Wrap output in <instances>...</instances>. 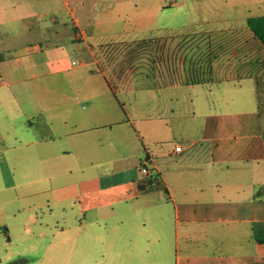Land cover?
I'll return each mask as SVG.
<instances>
[{
	"label": "crops",
	"instance_id": "crops-1",
	"mask_svg": "<svg viewBox=\"0 0 264 264\" xmlns=\"http://www.w3.org/2000/svg\"><path fill=\"white\" fill-rule=\"evenodd\" d=\"M259 15L264 0H0L6 202L72 218L73 261L264 264Z\"/></svg>",
	"mask_w": 264,
	"mask_h": 264
},
{
	"label": "rangeland",
	"instance_id": "rangeland-1",
	"mask_svg": "<svg viewBox=\"0 0 264 264\" xmlns=\"http://www.w3.org/2000/svg\"><path fill=\"white\" fill-rule=\"evenodd\" d=\"M69 25L72 26L71 21ZM72 59H76L74 53L70 54L68 62H71ZM261 109L264 121V100H262ZM174 137L178 139V134H175ZM100 170H108V168L100 167ZM29 175V179L33 178L32 172ZM4 188L5 184L0 178V264H102V257L97 255L91 258L92 261L89 262L86 261L84 255L80 258L81 260L73 261L71 259L70 243L78 232V227L71 225L73 223L72 218L64 224L39 225L34 224V222L29 223L28 220L24 219L28 215L22 212L24 210L22 206L36 205L44 202L45 199L39 194H33L28 197L29 202L23 203V201L16 200L10 204L6 202L5 195L7 194V198L10 197L9 194L16 197V187L7 190ZM18 209L19 211H17ZM23 215L24 218L22 219ZM46 216H44L45 220L47 219ZM147 232L150 233V230ZM100 237V231L85 232L84 234L79 232V242H82V245H78V250L84 251L83 244L87 243V239L93 238L95 241ZM154 246V242L149 243L150 250ZM148 255L151 256L152 252L145 253V257Z\"/></svg>",
	"mask_w": 264,
	"mask_h": 264
},
{
	"label": "trees",
	"instance_id": "trees-1",
	"mask_svg": "<svg viewBox=\"0 0 264 264\" xmlns=\"http://www.w3.org/2000/svg\"><path fill=\"white\" fill-rule=\"evenodd\" d=\"M247 23L253 30L255 35L258 37V39H260L261 42L264 44V15L250 16L247 18ZM262 100H264V87L257 90L256 95V102L259 113H261L262 111Z\"/></svg>",
	"mask_w": 264,
	"mask_h": 264
},
{
	"label": "built area",
	"instance_id": "built-area-1",
	"mask_svg": "<svg viewBox=\"0 0 264 264\" xmlns=\"http://www.w3.org/2000/svg\"><path fill=\"white\" fill-rule=\"evenodd\" d=\"M0 78H1V76H0ZM174 150H175V151H180V150H181V144H180V143H177V144L174 146ZM142 170H143V171H147V169H146L145 166H143Z\"/></svg>",
	"mask_w": 264,
	"mask_h": 264
},
{
	"label": "bare ground",
	"instance_id": "bare-ground-1",
	"mask_svg": "<svg viewBox=\"0 0 264 264\" xmlns=\"http://www.w3.org/2000/svg\"><path fill=\"white\" fill-rule=\"evenodd\" d=\"M180 152H181V150H180ZM145 157H146V156H145ZM148 157H149V156H148ZM148 157H146V158H148ZM151 158H152V157H151ZM150 160H152V159H150ZM142 161H143V160H142ZM144 161H145V159H144ZM150 162H151V161H150ZM141 163H142V162H141ZM143 163H144V162H143ZM143 163H142V164H143ZM153 167H154V166H153ZM156 170H157V169H156ZM151 171H152V170H151ZM152 172H153V171H152ZM151 174H152V173H151ZM151 174H150V177H151ZM153 176H154V175H153ZM154 177H155V176H154ZM154 177H153V178H154ZM160 177H161V176H160ZM151 179H152V178H151ZM160 179H161V178H160ZM148 182H149V181H148ZM158 182H160V181H158ZM162 182H163V181H162ZM144 183H146V182H143V185H142V186H144ZM149 183H151V182H149ZM149 183H148V184H149ZM154 183H155V180H154ZM139 184H140V183H139ZM139 184H137V185L139 186ZM151 185H152V184H151ZM166 185H167V184H166ZM145 186H146V185H145ZM145 186H144V187H145ZM139 187H140V186H139ZM164 188H165V186H164ZM140 189H142V188L140 187ZM167 189H168V188H167ZM169 195H170V194H169ZM171 198H172V197H171Z\"/></svg>",
	"mask_w": 264,
	"mask_h": 264
}]
</instances>
